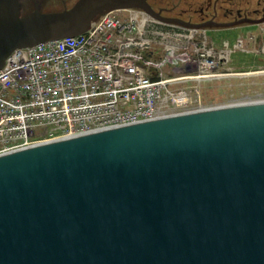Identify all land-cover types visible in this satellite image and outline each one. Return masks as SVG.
<instances>
[{
    "label": "water",
    "instance_id": "1",
    "mask_svg": "<svg viewBox=\"0 0 264 264\" xmlns=\"http://www.w3.org/2000/svg\"><path fill=\"white\" fill-rule=\"evenodd\" d=\"M21 17L0 0V70L144 0ZM0 264H264V102L111 128L0 156Z\"/></svg>",
    "mask_w": 264,
    "mask_h": 264
},
{
    "label": "built area",
    "instance_id": "2",
    "mask_svg": "<svg viewBox=\"0 0 264 264\" xmlns=\"http://www.w3.org/2000/svg\"><path fill=\"white\" fill-rule=\"evenodd\" d=\"M237 51L246 52L245 39L218 49L197 29L137 12H111L84 35L16 50L0 71V156L200 111L199 84L230 75Z\"/></svg>",
    "mask_w": 264,
    "mask_h": 264
},
{
    "label": "rangeland",
    "instance_id": "3",
    "mask_svg": "<svg viewBox=\"0 0 264 264\" xmlns=\"http://www.w3.org/2000/svg\"><path fill=\"white\" fill-rule=\"evenodd\" d=\"M80 0H39L41 2L42 7L40 8V11L42 13H58V12H64L67 10H71ZM164 1V0H163ZM163 1H157L155 4L157 7H168L169 9H173L176 6H179L180 1L178 0H169V3H162ZM193 1V0H191ZM218 1V0H216ZM226 1V3H225ZM258 0H251L250 5H245L243 2L239 3L238 0L233 1V4H230L228 0H221L218 4H223L226 8L233 7L235 11L237 9H242L243 12L248 11H254L255 9H260L258 6ZM183 3V2H182ZM163 4V5H162ZM24 10L22 11V14L25 16L27 14L32 13L33 6L31 3L26 2L24 3ZM187 8V6H184L183 9ZM180 11V8L172 14L173 16L177 15ZM120 18H127L129 15V12H119L116 13ZM215 13L210 12L209 17L214 15ZM103 16V15H102ZM98 17L97 20H100L101 17ZM191 17V16H189ZM187 18V17H186ZM195 22H199L198 18L191 17ZM236 19V15L226 17L225 19L221 16H218L217 21L219 22H231ZM204 31H209L207 35L211 37V39H215V42L218 47H221V44L230 41L234 43L239 37H243L247 42V47L249 49H253V42H248L249 37H254V41L257 43L255 44V51L258 52L254 55H250L247 57H243V59H247L249 62H247L246 65H242L241 61L240 64H234L232 65L233 71L240 72L243 69V71H248L245 73H254V72H260L264 70V58L263 55L259 53L260 45L262 40L264 39V24L260 25H239V26H232V27H225L224 29H214L211 27H207V29H204ZM212 39V40H213ZM235 62L241 59L239 57H235ZM247 66V67H245ZM200 92L202 96V104L205 108H212V107H218V106H227L231 104L236 103H251V102H261L264 101V75L263 74H254L250 76H236V77H223L220 79H217L215 81H209V82H203L200 86Z\"/></svg>",
    "mask_w": 264,
    "mask_h": 264
},
{
    "label": "flooded vegetation",
    "instance_id": "4",
    "mask_svg": "<svg viewBox=\"0 0 264 264\" xmlns=\"http://www.w3.org/2000/svg\"><path fill=\"white\" fill-rule=\"evenodd\" d=\"M39 1V0H38ZM157 1L160 0H144L145 5L149 7V9L161 16L164 19H170V20H177L182 24L187 25H196L200 27H211L214 29H224L225 27H232V26H239V25H258L264 24V0H258V6L260 9H255L254 11H248L243 12L242 9H235L233 7L226 8L223 4H218L221 0H178L180 1L179 6L174 7L172 10L168 7L162 6L157 7L155 4ZM163 1V0H161ZM169 0H164L162 3H169ZM230 4H233V1L236 0H228ZM26 2V0H23V4ZM27 2L31 3L32 6H34L33 0H27ZM183 2V3H182ZM239 3H244L245 5H250L251 0H238ZM41 3V2H40ZM226 3V1H225ZM162 4V5H163ZM184 6H187V8L183 9ZM180 8V11L178 12V16H173L172 14L174 11L178 10ZM215 13L211 17H209V13L212 12ZM233 15H236V19L231 22H219L217 21L218 16H221L222 18L231 17ZM196 17L199 19V22H195L191 17ZM187 17V18H186Z\"/></svg>",
    "mask_w": 264,
    "mask_h": 264
},
{
    "label": "bare ground",
    "instance_id": "5",
    "mask_svg": "<svg viewBox=\"0 0 264 264\" xmlns=\"http://www.w3.org/2000/svg\"><path fill=\"white\" fill-rule=\"evenodd\" d=\"M63 139V137H58V138H56V140L55 141H59V140H62ZM43 144H45V143H43ZM41 145V144H40Z\"/></svg>",
    "mask_w": 264,
    "mask_h": 264
}]
</instances>
